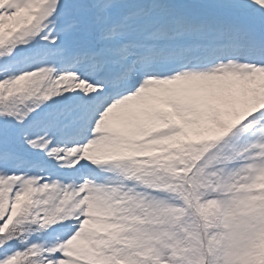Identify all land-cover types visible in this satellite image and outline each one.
I'll return each mask as SVG.
<instances>
[{
    "label": "rangeland",
    "instance_id": "rangeland-1",
    "mask_svg": "<svg viewBox=\"0 0 264 264\" xmlns=\"http://www.w3.org/2000/svg\"><path fill=\"white\" fill-rule=\"evenodd\" d=\"M5 1L0 237L19 238L0 242V264H264V128L243 160L216 147L196 210L150 166L164 170L181 145L223 149L238 123L264 121V0H181L175 12L154 6L165 0ZM176 46L182 64L195 51L185 68L164 52ZM102 75L113 90L100 95ZM93 96L107 102L85 119Z\"/></svg>",
    "mask_w": 264,
    "mask_h": 264
},
{
    "label": "trees",
    "instance_id": "trees-1",
    "mask_svg": "<svg viewBox=\"0 0 264 264\" xmlns=\"http://www.w3.org/2000/svg\"><path fill=\"white\" fill-rule=\"evenodd\" d=\"M0 98L2 99L4 98V93L2 92V89L0 91ZM0 102H2V100ZM247 124H251V123H247ZM250 127H251L250 125L246 127V124L243 125L241 123H238L237 126L234 128L236 132L232 133V135H234L233 140L228 143L227 140H225L224 143L227 144L223 147V149L221 146H219L218 141L217 144L214 147H212L213 150H208L203 147L202 150L201 149L198 150L197 148H193V147L192 149L186 148V146L184 145L181 146L179 145L180 148L177 146V149L173 150L169 158L166 159L164 162L162 161L164 163L163 165L166 164V166H164V170L169 172H165L164 170H162V168H158L159 165L158 166L150 165V166L156 167L154 168V170H157L161 176L163 177L169 176L172 179V181L174 180L177 184L185 186V188L189 191L190 198L186 197L184 199L183 195L178 194L177 197L179 199L178 203L184 204V206L189 209L190 207H193V209L196 210V208L194 207L197 206V203L202 202L204 199L203 197L206 196L207 194L206 192H204L205 188L206 187L210 188V185L212 184V179L216 177L212 175L213 165L209 162V160L212 159V155L215 153L216 147H218L217 148L218 153L221 156H223L224 162H227L229 159V154L227 153V151H233L234 154L242 157L243 156L242 152L246 148V145L244 144L245 134L242 132V130L246 131V128H250ZM212 138L215 139L214 137ZM195 139L200 140L197 137H195ZM187 144H189V142H186V145ZM164 157L165 154L163 158ZM241 159H243V157ZM131 161H133V159H131ZM136 161L139 164V160ZM212 191H214V189ZM207 196H209V193ZM183 201H186V203H184ZM178 203L176 204L179 207ZM33 230H36V227H34ZM18 238H19L18 229L10 228L6 234L0 237V242H5L7 240H10V242L15 243L16 246L18 242L16 240ZM28 253L29 252L27 251L21 252V254L23 255Z\"/></svg>",
    "mask_w": 264,
    "mask_h": 264
},
{
    "label": "bare ground",
    "instance_id": "bare-ground-1",
    "mask_svg": "<svg viewBox=\"0 0 264 264\" xmlns=\"http://www.w3.org/2000/svg\"><path fill=\"white\" fill-rule=\"evenodd\" d=\"M8 4L5 0H0V25L3 29L7 28L10 25L11 16L8 13ZM102 100L97 98L94 99V101L89 102L90 107L88 108L87 112H85V119L93 117V114L97 112L99 108V103H101Z\"/></svg>",
    "mask_w": 264,
    "mask_h": 264
}]
</instances>
